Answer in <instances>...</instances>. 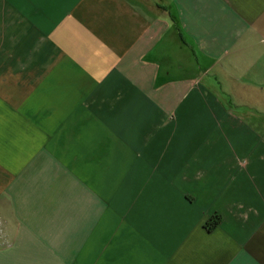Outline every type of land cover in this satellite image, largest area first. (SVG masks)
<instances>
[{"label":"crops","instance_id":"crops-1","mask_svg":"<svg viewBox=\"0 0 264 264\" xmlns=\"http://www.w3.org/2000/svg\"><path fill=\"white\" fill-rule=\"evenodd\" d=\"M0 264H264V0H0Z\"/></svg>","mask_w":264,"mask_h":264},{"label":"trees","instance_id":"trees-1","mask_svg":"<svg viewBox=\"0 0 264 264\" xmlns=\"http://www.w3.org/2000/svg\"><path fill=\"white\" fill-rule=\"evenodd\" d=\"M220 223V217L218 215H214L207 223L206 226L208 229H213L218 226Z\"/></svg>","mask_w":264,"mask_h":264}]
</instances>
